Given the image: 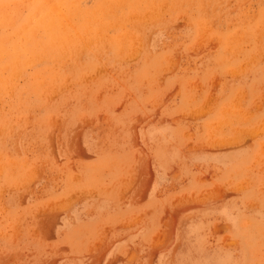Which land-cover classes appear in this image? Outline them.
I'll return each mask as SVG.
<instances>
[{
	"label": "rangeland",
	"instance_id": "rangeland-1",
	"mask_svg": "<svg viewBox=\"0 0 264 264\" xmlns=\"http://www.w3.org/2000/svg\"><path fill=\"white\" fill-rule=\"evenodd\" d=\"M0 264H264V0H0Z\"/></svg>",
	"mask_w": 264,
	"mask_h": 264
}]
</instances>
